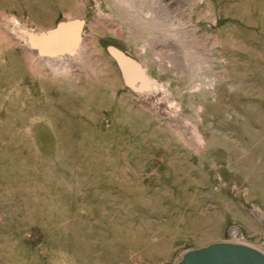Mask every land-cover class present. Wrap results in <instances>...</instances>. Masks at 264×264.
<instances>
[{
    "label": "rangeland",
    "instance_id": "obj_1",
    "mask_svg": "<svg viewBox=\"0 0 264 264\" xmlns=\"http://www.w3.org/2000/svg\"><path fill=\"white\" fill-rule=\"evenodd\" d=\"M223 240L264 251V0H0V264Z\"/></svg>",
    "mask_w": 264,
    "mask_h": 264
},
{
    "label": "water",
    "instance_id": "obj_2",
    "mask_svg": "<svg viewBox=\"0 0 264 264\" xmlns=\"http://www.w3.org/2000/svg\"><path fill=\"white\" fill-rule=\"evenodd\" d=\"M177 264H264V251L247 243L219 241L186 251Z\"/></svg>",
    "mask_w": 264,
    "mask_h": 264
},
{
    "label": "bare ground",
    "instance_id": "obj_3",
    "mask_svg": "<svg viewBox=\"0 0 264 264\" xmlns=\"http://www.w3.org/2000/svg\"><path fill=\"white\" fill-rule=\"evenodd\" d=\"M73 40H74L73 38H70V39L67 38V39L61 40L60 42L62 43L63 46H66V45H70L73 42ZM37 44H38L37 41L36 42H31V47L35 48V47H37ZM82 44H81V46H82ZM54 59H56V58H54ZM223 241L240 242V241H237V240H223ZM217 242H219V241H217Z\"/></svg>",
    "mask_w": 264,
    "mask_h": 264
}]
</instances>
